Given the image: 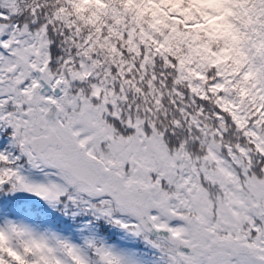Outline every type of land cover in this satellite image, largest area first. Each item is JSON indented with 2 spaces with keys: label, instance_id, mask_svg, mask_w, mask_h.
<instances>
[{
  "label": "snow or ice",
  "instance_id": "obj_1",
  "mask_svg": "<svg viewBox=\"0 0 264 264\" xmlns=\"http://www.w3.org/2000/svg\"><path fill=\"white\" fill-rule=\"evenodd\" d=\"M0 264H264V0H0Z\"/></svg>",
  "mask_w": 264,
  "mask_h": 264
}]
</instances>
